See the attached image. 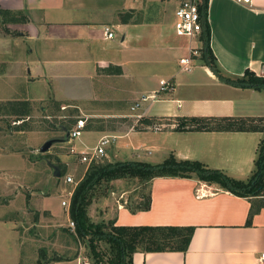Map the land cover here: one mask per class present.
I'll list each match as a JSON object with an SVG mask.
<instances>
[{
  "label": "crops",
  "instance_id": "obj_1",
  "mask_svg": "<svg viewBox=\"0 0 264 264\" xmlns=\"http://www.w3.org/2000/svg\"><path fill=\"white\" fill-rule=\"evenodd\" d=\"M177 5V0H13L8 4L0 0V10L7 12L5 16L27 12L21 24H2L0 20V81L12 88L8 89L11 93L7 96L19 97L21 94L14 87H28L23 95L27 102L26 97L31 93L29 86L38 84L43 89L40 99L34 97L29 101L44 103L51 94L49 81L64 77L66 72L76 71L82 77L86 74L90 79H101L109 87L117 79L126 77L127 70L137 67V87L134 89L126 83L127 87L121 85L118 94L131 99L139 96L140 104L137 102L134 112L120 111L117 116L132 118V129L166 126L163 129L167 132L160 138L167 142L166 155L198 161L233 179L248 180L256 169L263 133L193 131L189 130L191 123L182 119L264 118V90L240 89L221 83L202 65L199 57L194 58L190 72H182L179 60L188 56L191 48L200 52V34L184 40L173 32V25L167 24L164 17L162 24L148 17L155 13L160 19L164 14L168 20H174ZM126 13L130 17L121 23L120 14ZM207 20L210 50L221 75L236 79L248 70L259 77L264 70V0L248 3L208 0ZM104 26L112 28L113 39L104 38ZM4 28L10 33L4 32ZM26 41L34 48L29 51L21 48ZM156 74L160 77L155 81ZM160 80L170 81L173 90L160 91ZM154 92L155 99L146 100L149 103L141 100ZM51 96L55 101L72 100L66 93L62 99L55 93ZM79 110L90 112L84 108ZM102 114L96 113L100 118ZM135 114L141 116L138 121L133 117ZM179 124L185 129L177 130ZM163 129L157 132L163 133ZM131 131L115 136L127 137ZM94 132L98 135L97 145L104 132ZM84 145L79 140L72 148L81 151ZM10 155L13 160L21 157L14 151ZM149 192L148 210L131 212L118 203L114 212H103V219L113 220L116 226L194 227V232L186 252H136L132 255L133 264H257L264 254V196L240 197L196 179L180 177L154 178ZM250 210L255 212L247 223ZM15 224L10 228L15 235L16 249L22 251L19 253L22 261V249L27 244L22 242ZM40 239L47 243L49 254L55 252L68 257L76 254L70 261L52 264L79 263L83 248L75 249L74 245L72 248L65 234L51 231ZM1 250L4 254L8 252L4 245ZM9 255L7 263L0 264H18L17 252L10 250Z\"/></svg>",
  "mask_w": 264,
  "mask_h": 264
},
{
  "label": "rangeland",
  "instance_id": "obj_2",
  "mask_svg": "<svg viewBox=\"0 0 264 264\" xmlns=\"http://www.w3.org/2000/svg\"><path fill=\"white\" fill-rule=\"evenodd\" d=\"M4 1L7 4L13 3V0ZM34 1L42 2V0ZM163 15L159 16L160 19L156 18L155 13H151L148 17L153 19L152 22L160 20L161 24L164 17L167 24H174L173 19L168 20V16ZM26 17L27 12L11 13L8 16L3 13L0 19L3 20L2 23L14 24L17 22L21 24ZM168 30L167 32L172 34L170 29ZM182 38L186 40V37ZM22 47L26 51L34 48L28 41L23 42ZM32 55L35 56L34 52ZM149 70L154 71L153 69ZM138 75L139 69L134 67L127 70L126 77L117 79L114 82L115 84L107 87L101 79H90L91 77H87L86 74L85 77H82L81 73L69 71L64 74V77L49 81L51 90L49 88L48 92L51 94H49L48 101L44 103L37 101V104L29 100L34 97L40 99V95L43 93L40 85H32L31 87L37 86L34 89L29 86L31 93L29 98L26 97L28 99L26 102L23 95H25L28 87H14L15 92L21 95L11 98L7 95L11 93H9V90L12 88H7L4 81H0V100H7L0 102V166H3V169H0V219H2L0 220V262H6L11 250L17 252L18 264H36L38 250L41 248L46 249L45 245L47 244L40 237H46L51 231L56 234V232H61L63 228L70 231L68 207H63L61 201L65 199L66 192L71 190L73 186L64 184L63 177L69 174L74 181L78 182L83 177L87 165L81 163L78 156L70 153L69 150L79 140L85 143L81 150L86 147H94L98 137L94 131L102 130L104 132L102 137H104L110 136V134L119 135L124 131L128 132V129L132 128V118H122L117 114L120 111L131 112L129 107L131 104H137V102L140 104V97L131 99L118 93L121 90L120 86L122 85V88H124L123 85L126 86V83L132 84L135 89ZM158 77L160 75L156 74L154 80L156 81ZM54 93L60 98H63V94L66 93L71 95L70 99L72 100L55 101L51 96ZM146 103H149V101H146ZM78 107L88 109L90 112L80 111ZM21 110L23 113L26 112L27 115L20 117L14 115L16 111ZM96 113H103L100 115L102 118L98 117ZM21 118H24L23 121L19 120ZM79 119L85 121V129L79 139L53 145L48 152L43 154L39 152V148L46 140L64 135L56 129L57 127L66 125L72 130ZM258 120L256 124L264 125V121L260 123ZM144 128L135 126L127 137L117 138L115 143L106 149V155L97 159L95 163L146 161L155 164L164 162L169 154H164L165 143L167 142L161 141L160 138L167 131L163 129L161 131L163 133H160L153 131L151 127ZM13 151L20 154V159L15 157L13 160L10 157ZM49 163L56 167L59 166L63 176L55 178ZM6 167L9 168L6 169ZM205 184L220 189L215 184ZM103 187L105 185L100 187L88 208V215L93 222L104 220L103 212L108 210L114 212L118 203L122 205L129 204L134 207L140 196H146L149 193V184H141L135 179L113 181L107 185V190H104ZM14 222L19 228L22 242L27 244L22 249L24 252L22 261L19 254L22 251L16 249L14 245L16 243L14 240L15 235L10 228ZM33 224L38 225L35 227ZM67 236L69 239L66 241H69L72 248H74L75 245L72 244L70 236ZM33 237H36V239ZM3 245L8 250L6 254L1 250ZM81 248H83L82 255L86 257L89 254L87 246L82 243ZM98 249L104 255L109 252L105 243L98 244ZM88 263L93 264V261H88Z\"/></svg>",
  "mask_w": 264,
  "mask_h": 264
},
{
  "label": "trees",
  "instance_id": "obj_3",
  "mask_svg": "<svg viewBox=\"0 0 264 264\" xmlns=\"http://www.w3.org/2000/svg\"><path fill=\"white\" fill-rule=\"evenodd\" d=\"M198 11L202 30L199 36L201 41L199 60L202 65L209 68L212 74L223 84L240 89L264 90V79L246 70L242 77L230 79L224 77L216 67V60L210 50V29L207 20L208 0H198ZM3 12L0 10L1 14ZM129 13L120 14L121 23H126ZM1 23L3 22L2 19ZM3 24V23H2ZM4 32L10 33L7 28ZM118 72L119 69H118ZM15 109V107H13ZM16 116H25L27 113L16 111ZM21 118L19 120L23 121ZM263 122L264 118H235V117H202L183 118L182 121L190 122L193 131H220V132H260L264 135V125L256 124ZM56 128V127H55ZM184 128L179 124L177 130ZM59 132L71 129L66 125L56 128ZM185 129V128H184ZM255 172L246 181L236 180L225 173L211 169L206 165L191 160H179L173 154L164 162L151 164L143 161L114 162V163H90L84 171L83 177L73 188L69 200L68 217L73 223V231L67 228L61 229V233L69 235L75 249L87 246L88 261L93 264H133L132 255L136 252L161 253V252H186L190 243L194 227L176 226H116L113 220L93 222L88 215V208L98 193L100 187L107 190V185L120 179H135L138 182L150 184L157 177H180L196 179L199 182L215 184L220 189L228 191L240 197H258L264 195V136L259 146L255 161ZM59 167V166H58ZM60 168V167H59ZM63 172L60 168V177ZM150 192L146 196H140L134 207L126 204L131 212L145 211L150 207ZM255 210H250L247 223H249ZM68 237V236H67ZM105 243L108 254L104 255L98 249V244ZM76 255V254H75ZM75 255H58L47 250H38L36 264H52L55 262L70 261ZM20 264V263H19Z\"/></svg>",
  "mask_w": 264,
  "mask_h": 264
},
{
  "label": "built area",
  "instance_id": "obj_4",
  "mask_svg": "<svg viewBox=\"0 0 264 264\" xmlns=\"http://www.w3.org/2000/svg\"><path fill=\"white\" fill-rule=\"evenodd\" d=\"M240 3H248L249 0H237ZM178 5L174 11V24L173 29L177 36L180 37H186L188 39H192L199 35L202 30L201 21H200V14L198 11V0H177ZM103 35L106 40H111L115 37L114 32L111 30L110 27L104 26L103 27ZM200 52L197 49H189L188 56L184 58H180L179 60V66L180 70L182 72L188 73L192 70L194 66V58L199 57ZM260 78L264 79V70L259 76ZM159 84V90L164 92H170L173 90V84L170 81L167 80H160L158 82ZM156 92L152 94V96L148 97H142V101H146L148 99L152 100L155 99ZM138 107V104H135V106L131 107V111L134 112ZM134 119L138 121L141 116L138 114L133 115ZM85 128V121L83 119H79L74 128L69 131L70 133V140L73 141L75 139H79V137L82 135V132ZM150 128V127H149ZM153 131H160L164 128L162 125H153L152 127ZM132 130V128H130ZM118 137L115 135L110 136H104L102 137L97 145L92 148L86 147L85 149L81 151H76L74 148H70L69 152L72 154H76L78 156V159L81 163L86 164L87 166L95 162L97 159L103 157L106 155V149L111 147L116 139ZM63 183L72 185L73 188L77 185V181H74L71 175H66L63 177ZM73 188L66 192L65 199L61 201V205L63 207L69 206V200L72 196ZM204 194H198V196H202ZM71 231L74 229V225L72 222H69L68 224ZM78 264H89L87 261V258L85 256H81L79 259ZM257 264H264V254H261L260 257L257 260Z\"/></svg>",
  "mask_w": 264,
  "mask_h": 264
},
{
  "label": "water",
  "instance_id": "obj_5",
  "mask_svg": "<svg viewBox=\"0 0 264 264\" xmlns=\"http://www.w3.org/2000/svg\"><path fill=\"white\" fill-rule=\"evenodd\" d=\"M70 141V133L68 130L64 131V135L61 137H52L46 140L43 145L39 148L40 153H46L49 151V149L56 144H62V143H67ZM49 166L52 168L53 171V176L55 178H60V169L53 164L49 163Z\"/></svg>",
  "mask_w": 264,
  "mask_h": 264
}]
</instances>
